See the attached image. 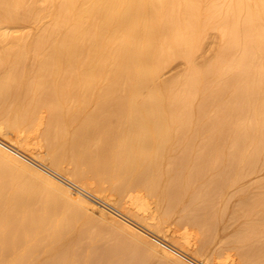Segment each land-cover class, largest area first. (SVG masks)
<instances>
[{"label": "bare ground", "instance_id": "bare-ground-1", "mask_svg": "<svg viewBox=\"0 0 264 264\" xmlns=\"http://www.w3.org/2000/svg\"><path fill=\"white\" fill-rule=\"evenodd\" d=\"M0 71V137L31 152L45 112L41 160L97 199L0 143V264H204L205 243L189 263L150 234L174 213L205 239L233 213L264 264V177L244 183L264 173V0H0ZM139 191L157 218L125 206Z\"/></svg>", "mask_w": 264, "mask_h": 264}, {"label": "rangeland", "instance_id": "rangeland-1", "mask_svg": "<svg viewBox=\"0 0 264 264\" xmlns=\"http://www.w3.org/2000/svg\"><path fill=\"white\" fill-rule=\"evenodd\" d=\"M215 41L217 42L216 32L215 31H210V33H208V35L206 36L205 40L203 41V48H202L203 51H202V53L200 52L196 56L197 59H195V61H196L197 64H201L203 62H207V60L209 62L210 59H212V56L214 55V49L216 47V42ZM185 68H186V64H185L184 61L176 60V61H174L172 63V65H170L165 70L164 74L162 75V79L164 78V79L169 80L170 77H171V79L172 78H176L179 75H181V73H183V70H185ZM0 75H1V71H0ZM43 115H44V120L42 119V123L39 126L38 131L36 133H33L32 136L30 135L31 137L28 138V141H29L28 142L29 143L28 149L31 152H36V154L29 152V153H31V155H30L27 150L26 151H24L23 149H21L22 151L20 149L18 150V148H16L17 147L16 145L9 144L8 141L7 142L4 141L5 139L3 140V137H0V143L2 145L6 146L7 148H10V149H12L14 151L15 150L18 151L22 155V157L24 156L23 158L25 160H27V162H29L32 166L40 169V171H42V173H46V175H48L51 178H53L54 180L60 182V184L62 186L68 188L69 190H72V191L76 192V194L81 196V198H83V199L84 198H86V199L94 198L95 200H97L96 197L93 196L94 193H93L92 190L87 189L86 187H83V185H81V184H79V183H77L75 181H72V179H69V177H66V174L70 173L71 166H67L66 169L64 170V172H61V171L54 170L53 168H51L49 166L48 163L45 162L47 164L46 165L41 160L40 155H42V152L44 151V146H45V143L42 140V135L41 134L43 133V131H44L45 127H46L45 126V120L47 119L46 118L47 116L45 117V112L43 113ZM46 115H47V113H46ZM63 173H65V174H63ZM263 174L264 173L261 172L260 176L257 175V174L253 175V176H250L251 178L248 177L246 180H244V183L246 185L247 184L250 185V183L252 181L255 182L256 180H258L257 178H259V177H260L259 179L263 178L264 177ZM248 179L249 180L251 179V180L249 181ZM105 186H106V188L109 187L107 184ZM231 192L232 191L229 190L228 193H227V196L231 195L230 194ZM112 198L117 200V197L115 195H113ZM101 201L107 203V201H105V200H101ZM126 205H129L133 209H136L137 207L140 208V211H144V213L146 214V218H151V217H154V216H155V218H157V215H156V203H155L154 199L149 197V196H147L143 191L131 193L130 197L127 199V202L125 203V206ZM106 206L109 207L112 210L113 209H117L118 211H120L119 208L115 205L114 201L113 202L112 201L108 202V205H106ZM217 206L218 205H216V208H217ZM219 206H221V204H219ZM125 213L124 214L127 215V216L130 215L129 217L132 216L128 212H125ZM232 214L233 213L227 214L225 216V218L222 219V221L223 220L224 221L220 222L221 225L219 224V221H220L219 220L218 221L219 225L217 224L218 225L217 227L219 229H216L217 231H215V233L211 232L213 234H211V233L209 234L208 233L206 239H205V236H202L201 233L198 231L199 228H197L196 225L191 224L193 226H190V224L188 222L182 221L181 219H179V215L177 213L173 214V216L175 215L174 217L173 216H171V218L169 217L170 219L168 218L167 219L168 221L166 220L164 222V224H162L160 222V226L162 227V229L165 232V235H167V236H165L162 233H157V232L155 233L156 235L153 234V233H150V234H152L155 237H158L164 243H167V245H170L173 248L176 247L175 249L178 251V255L183 260H186L189 263H193V261L195 259L191 258V256L194 253H197V251L201 248L200 246L203 243H205L206 244L205 249H203L201 251H198L202 255H204V261H206L204 264H250V262L252 264H257L254 260H252V259L250 260L248 256L244 255L246 259L242 256L243 253H244V249H243V252H240V253H239V250L242 251L240 248H239V250H237L238 252L236 251V247H238L240 245V243H238L236 241V233H237L238 229L240 228V226L243 225V222H242L241 219H239V221H238L239 223H237L236 220H234L233 221L234 223H232V219H234V218L231 217ZM229 215H230V218H229ZM118 218L119 217H116V220H119V221L121 220V222H122V219H120V218L118 219ZM133 219H134V217H133ZM228 219H230V220L228 221ZM136 220H138V218ZM130 221L132 222V220H130ZM235 221H236V223H235ZM187 223H188V225H187ZM85 225L88 227L90 224L86 223ZM96 225H97L96 223H91L92 227L89 228L90 227L89 226L87 229H88V231L91 230L90 232L93 231V233H97V232L99 233L100 232L101 234H98V235H102V234L104 235V236H102V239L99 237L100 241H102V242H100L99 238H97L100 243H103L105 241V243H104V246H105V245H108V244L111 245L112 243H114V241H116V240L112 241L115 238L113 237V235L111 233H110V235H112V236H109V232L107 230H106L107 232H105L104 229H101L100 226H96ZM143 226H145V225H143ZM98 227L100 229H98ZM93 228H95V229H93ZM96 229L99 230V231L96 232ZM102 230L105 233H103ZM214 230L215 229H213V231ZM220 233H222V234H220ZM160 234L162 235V237H161ZM110 237H113V239H110ZM215 238H216V240H215ZM208 241H210V242H208ZM230 241L232 242L231 243L232 245L230 244ZM128 246H129V248H128ZM232 247L234 249H232ZM121 248L122 249L125 248V250L123 249L125 252L131 251V253H133L132 257L137 253L135 255L137 257H135V256L134 257H135V262H139L138 264H140V263H144L145 264V261H147V260H144V262L141 261L142 257H143V259H146L144 257L146 254L144 253L145 255L142 256L143 252H136L135 253V251H133L132 248H130L129 243H126L125 247H123V244H122ZM241 248H244V247L241 246ZM239 254H241V255H239ZM146 257H147V255H146ZM242 257H243L244 261H243ZM149 258L151 259V262L152 261L153 262L150 263V261H147V264H164V263L168 264V263H166L165 261H163L160 258L157 259L156 257H151V256H149ZM149 258H148V260H150ZM132 259L134 260V258H132ZM194 262L200 264L196 260Z\"/></svg>", "mask_w": 264, "mask_h": 264}, {"label": "built area", "instance_id": "built-area-1", "mask_svg": "<svg viewBox=\"0 0 264 264\" xmlns=\"http://www.w3.org/2000/svg\"><path fill=\"white\" fill-rule=\"evenodd\" d=\"M156 239H158L160 242H162V240H161V239H159L158 237H156Z\"/></svg>", "mask_w": 264, "mask_h": 264}]
</instances>
